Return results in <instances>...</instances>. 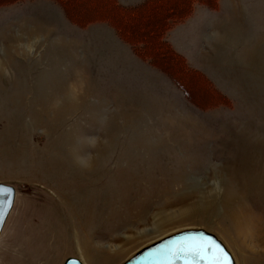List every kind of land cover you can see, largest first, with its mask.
<instances>
[{
  "label": "rangeland",
  "instance_id": "1",
  "mask_svg": "<svg viewBox=\"0 0 264 264\" xmlns=\"http://www.w3.org/2000/svg\"><path fill=\"white\" fill-rule=\"evenodd\" d=\"M219 2L166 36L231 103L206 111L106 23L78 28L50 0L0 7V183L16 191L0 264H122L185 229L264 264L238 225L264 226V0Z\"/></svg>",
  "mask_w": 264,
  "mask_h": 264
},
{
  "label": "trees",
  "instance_id": "2",
  "mask_svg": "<svg viewBox=\"0 0 264 264\" xmlns=\"http://www.w3.org/2000/svg\"><path fill=\"white\" fill-rule=\"evenodd\" d=\"M22 1L25 0H0V7ZM50 1L61 9L69 23L78 28L99 22L109 25L138 59L164 74L197 109L206 111L231 105L228 98L204 74L191 68L165 38L176 24L193 14L195 6L214 10L218 0H143L132 6L121 5L117 0ZM194 78L202 82L205 90L200 95L202 100H207L204 105L193 96L192 92L198 94L197 85L192 81Z\"/></svg>",
  "mask_w": 264,
  "mask_h": 264
},
{
  "label": "water",
  "instance_id": "3",
  "mask_svg": "<svg viewBox=\"0 0 264 264\" xmlns=\"http://www.w3.org/2000/svg\"><path fill=\"white\" fill-rule=\"evenodd\" d=\"M15 195L13 186L0 183V234L13 207ZM210 241L227 253L230 264H235L225 246L213 234L201 229H185L165 236L138 250L122 264H213V250L209 248L206 253L200 251ZM63 264L82 263L75 257H68Z\"/></svg>",
  "mask_w": 264,
  "mask_h": 264
},
{
  "label": "bare ground",
  "instance_id": "4",
  "mask_svg": "<svg viewBox=\"0 0 264 264\" xmlns=\"http://www.w3.org/2000/svg\"><path fill=\"white\" fill-rule=\"evenodd\" d=\"M259 141H256L255 142V146H259ZM227 198V197H226ZM15 200V199H14ZM224 202V205H225V207L226 206H229V204L228 203H230L231 204V202H232V198L230 199H225V200H223ZM234 201V200H233ZM232 208V207H231ZM235 210V209H234ZM233 211V210H232ZM246 211V210H245ZM244 211V212H245ZM257 212V211H256ZM256 212H255V214H256ZM251 214H252V212H251ZM253 214H254V212H253ZM231 215V214H230ZM247 215H249V214H247ZM244 216V215H243ZM256 216V215H255ZM233 217V216H232ZM237 217V216H236ZM239 217V216H238ZM253 217V215L251 216V217H248V218H245V219H243L242 220V224H239L240 222H238V225H241V228H245V230H246V233H247V228H250V229H252V244H253V247L255 248L254 250H256L255 251V257L256 258H259L260 256H262V257H264V226H263V229L261 228V224H260V222H262L261 221V219L259 218V219H255L254 217V219H251ZM258 217V216H257ZM238 219V218H237ZM232 221V220H231ZM237 223V222H236ZM240 227V226H239ZM240 229V228H239ZM260 249V250H259ZM257 250H259V252L257 251Z\"/></svg>",
  "mask_w": 264,
  "mask_h": 264
},
{
  "label": "snow or ice",
  "instance_id": "5",
  "mask_svg": "<svg viewBox=\"0 0 264 264\" xmlns=\"http://www.w3.org/2000/svg\"><path fill=\"white\" fill-rule=\"evenodd\" d=\"M209 248L213 250L211 257L213 264H230L227 253H225L223 249L219 248L214 241H210L209 244L203 246L200 251L206 253ZM201 258L203 259L205 257L201 256Z\"/></svg>",
  "mask_w": 264,
  "mask_h": 264
},
{
  "label": "crops",
  "instance_id": "6",
  "mask_svg": "<svg viewBox=\"0 0 264 264\" xmlns=\"http://www.w3.org/2000/svg\"><path fill=\"white\" fill-rule=\"evenodd\" d=\"M118 2L120 1V0H117ZM120 3V2H119ZM121 4V3H120ZM125 6V5H124ZM132 6V5H131ZM220 10V2H219V7L216 9V10H213V11H219ZM90 26V25H89ZM175 27V26H174ZM173 27V28H174ZM172 28V29H173ZM171 29V30H172ZM170 30V31H171ZM169 31V32H170ZM168 32V33H169ZM170 44V43H169ZM171 46H172V48L177 52V53H179L181 56H183L184 58H185V60H186V62H187V64L191 67V68H193V69H195V70H197V71H199V72H201L202 74H204L202 71H200L199 70V67L194 63V60H192L191 61V59L187 56V52H185L184 50H182V49H178V48H175L172 44H170ZM162 74V73H161ZM205 75V74H204ZM165 76V75H164ZM206 76V75H205ZM166 77V76H165ZM207 77V76H206ZM167 78V77H166ZM208 78V77H207ZM168 79V78H167ZM209 79V78H208ZM169 80V79H168ZM209 81H211L210 79H209ZM220 93H222L221 91H219ZM223 94V93H222ZM224 96H226L225 94H223Z\"/></svg>",
  "mask_w": 264,
  "mask_h": 264
}]
</instances>
